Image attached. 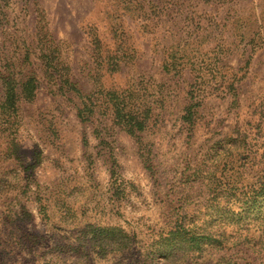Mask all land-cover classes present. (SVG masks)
Segmentation results:
<instances>
[{"label": "rangeland", "instance_id": "rangeland-1", "mask_svg": "<svg viewBox=\"0 0 264 264\" xmlns=\"http://www.w3.org/2000/svg\"><path fill=\"white\" fill-rule=\"evenodd\" d=\"M0 264H264V0H0Z\"/></svg>", "mask_w": 264, "mask_h": 264}, {"label": "trees", "instance_id": "trees-1", "mask_svg": "<svg viewBox=\"0 0 264 264\" xmlns=\"http://www.w3.org/2000/svg\"><path fill=\"white\" fill-rule=\"evenodd\" d=\"M126 125H129V126H126V127H128V128H126V131L128 132V133H133V129H132V127H131V124L130 123H126ZM134 125H135V128L138 130V131H141L143 128H144V125L140 122V121H138V122H135L134 123ZM123 127H124V125H123Z\"/></svg>", "mask_w": 264, "mask_h": 264}]
</instances>
